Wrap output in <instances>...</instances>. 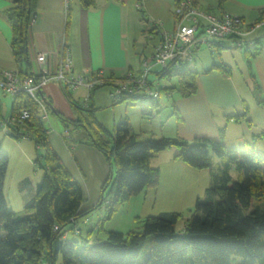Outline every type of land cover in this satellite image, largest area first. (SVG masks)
<instances>
[{
  "label": "trees",
  "instance_id": "1",
  "mask_svg": "<svg viewBox=\"0 0 264 264\" xmlns=\"http://www.w3.org/2000/svg\"><path fill=\"white\" fill-rule=\"evenodd\" d=\"M180 1L172 0L174 23L175 8ZM79 2L83 8L94 4V0ZM34 4L35 0H10V6L3 11L11 29L10 48L15 70L21 77L33 73L27 44ZM263 17L264 9L253 22ZM220 43L221 40L216 41L213 46L218 55ZM258 46L259 39L254 38L252 45L241 49L249 69ZM209 69L230 72V67L222 61ZM172 75L176 77V84L159 88V97L174 92L180 97L195 93L198 71L191 69L189 63H183L173 74L161 71L157 77ZM108 76L116 78L111 73ZM251 83L254 96L260 102L259 86L255 80ZM96 88L89 92L88 100ZM1 96L0 118L4 117ZM159 97L134 95L123 102L138 99L141 116L151 119L159 106ZM45 102L48 111L49 103ZM87 103L73 104V119L63 118L52 110L66 133L83 129L89 144L103 154L108 165L97 202L81 209V187L49 145L37 104L25 93L11 99L9 115L18 117L24 109L28 117L18 125L20 131L12 128L9 136L30 137L42 149L35 162L41 166L43 161L45 170L35 185V193L24 202L22 213H15L7 208L3 194L8 157L0 150V264H55L59 256L61 264H264V156L252 145L227 149L221 138L222 128L217 140L198 137L191 142L178 136L155 139L144 132L135 133L126 119L107 130L95 117V107ZM171 115L179 119L174 107ZM246 115L247 106L232 117L247 119ZM168 148H176L175 157L189 166L209 169L211 176L210 184L196 199L190 214L182 219L181 228L177 229L181 220L179 212L163 211L136 217V227L125 232L108 230L105 238L92 237L94 230L105 231V221L131 196L157 185L159 171L150 165V158ZM210 152L220 160L215 165ZM102 206V216L82 235L75 223ZM67 231L74 236L69 237Z\"/></svg>",
  "mask_w": 264,
  "mask_h": 264
},
{
  "label": "crops",
  "instance_id": "2",
  "mask_svg": "<svg viewBox=\"0 0 264 264\" xmlns=\"http://www.w3.org/2000/svg\"><path fill=\"white\" fill-rule=\"evenodd\" d=\"M76 1L77 6L74 9L70 1L67 18L62 11V0H35V11L28 29L27 44L33 72L37 69L35 54L46 52L48 67L53 68L62 56L64 45L68 48L74 72L100 70L104 75L111 73L114 77L120 78L126 71H138L141 59L152 52L153 46L158 41V30H171L174 27L172 0H143L140 7L136 6L137 0H94V4L87 8H83L79 0ZM193 2L204 10L235 14L243 17L247 22L256 20L259 12L264 9V0H193ZM9 6L10 0H0V71L15 69L10 48L11 29L3 13ZM155 25L158 27L154 30ZM139 36H143L145 41H151L149 53L145 52V46L138 45ZM258 47L257 54L251 58L250 69L247 68L244 57L243 59L251 81L255 80L260 89L258 96L260 102L256 99V106L263 113L261 122L255 121L250 116V106L241 97L236 86L238 81L233 80L232 77L231 66L227 64L230 72L225 73L217 69H209L210 65L198 72L194 94L187 97H180L175 92L166 95L173 98L172 107L178 112L179 119L174 117L171 133L161 136H178L189 142L198 137L217 140L220 138L219 129L222 128L221 138L225 147L226 143L230 142L239 146L243 140L245 146L252 145L260 155L264 156V39H259ZM100 87L92 92L91 100L89 99L87 104L94 106L98 102L97 89ZM41 94L49 103V111L53 115L55 114L52 110H55L63 118L73 119L75 113L73 104L85 105L84 100L88 91L84 87L65 89L64 94L69 105L53 84L44 85ZM1 95L3 93L0 91ZM245 106H247V119H233L232 116L241 113ZM215 109H219L216 115ZM259 109L257 111H260ZM55 116L59 119L57 115ZM244 123L246 131L236 133V129L244 130L242 127ZM230 128L233 129L229 130ZM132 131L146 133L144 130L132 129ZM46 136L65 169L81 187L83 196L81 209L90 207V205L84 206L85 201H88L91 194L93 202H97L100 188L108 174V165L103 154L89 144L87 133L81 128L60 134L46 130ZM249 136L252 143L247 140ZM234 146L232 145V148ZM176 153V148H168L150 158V165L159 171L158 183L155 187H148L131 196L124 203H127V207L136 206L135 211L128 216L126 227L130 226L136 217L143 216L141 210L143 205L146 202L149 206L153 204L158 193L166 198L167 195H174L177 191L178 194L188 196V199L189 197L197 199L210 184L209 169L191 167L177 159ZM211 159L214 165L220 161L218 158L214 160L211 157ZM25 180L29 182L28 179ZM190 180L192 188L188 191L185 184ZM33 191L34 185L30 181L29 193L21 197L22 205L31 198ZM5 202L7 208L12 210L6 199Z\"/></svg>",
  "mask_w": 264,
  "mask_h": 264
},
{
  "label": "rangeland",
  "instance_id": "3",
  "mask_svg": "<svg viewBox=\"0 0 264 264\" xmlns=\"http://www.w3.org/2000/svg\"><path fill=\"white\" fill-rule=\"evenodd\" d=\"M71 6L72 9H74L77 6V1L71 0ZM260 33L261 31L257 32V34ZM138 40V45L145 46V52L149 53L151 50V41H145V38L143 36H139ZM220 44L222 47H220L219 49V55L213 47L207 48L205 45L200 46V48L193 54L192 61L189 63L190 68L201 72L202 69H206L212 64H218L221 61L230 65L232 68L233 80L239 82H236V86L240 91L241 97L250 106V116L255 121L261 122L263 113L261 109L256 106V97L252 92L253 90L251 79L245 67V62L241 50L235 47L229 40H223ZM46 84H53L55 87H57V89L63 96V99L68 104L69 101L64 94L65 89L62 84H60L57 80H51ZM175 84L176 77L174 75H172L170 78H162L155 82L156 86ZM97 90V93H99V100L94 104V107L96 109L95 117L106 127L107 130H111L114 124L126 118L128 119L134 131L144 130L146 131L147 136L150 135L155 139L159 138V136L161 135H168L167 133H171L174 125V116L171 115L173 106V98L171 96L167 97L165 95H161L157 100L159 106L154 112L153 118L148 119L141 116L138 99L131 100V102L129 103H125L122 101L112 104L111 100L108 97L107 86H102ZM2 101L6 106V115H9L11 111V97L4 95L2 96ZM258 109L260 111H257ZM218 111L219 109H215V115L218 113ZM42 122L44 128L48 131L50 130L57 134L65 131L62 122L49 110L47 111V118L42 119ZM242 127L244 128V130H241V128L240 130L235 128L237 130L236 133L246 131L245 123L242 125ZM231 129L233 128H230L229 130ZM21 131L24 132L23 130ZM247 140L252 143L251 136H249ZM232 145H235L234 148H232ZM226 147L228 149H243L245 147V144L242 140L239 146L238 144H231L230 142L226 143ZM0 150L8 157L3 180V193L5 199L8 203L9 208L12 209L11 211L15 213H22L23 205L21 204V197H23L25 193H29V182L31 181V183L34 185V194L35 185L40 182L44 174V162L41 161V166L37 165L35 162V158L42 153V149L36 147L34 141L30 137L25 136L16 139L5 134L0 126ZM210 156L213 157L214 160L217 158L212 152H210ZM231 173L235 175L233 170L231 171ZM25 179H28L29 182ZM185 185L187 186L188 191H190L192 188L191 180L188 181ZM202 193H200V196L202 195ZM170 195H167V197L165 198L161 193H158L156 200H154L153 204H150V206L145 201L146 203L141 209L144 214L141 217H146L147 215H156L159 212L163 211L179 212L181 215V220H179L177 223V229H180L182 226V219L190 214L194 207L196 198L189 197L188 199V196H185V194L183 196L182 193L178 194L177 191L174 193V195ZM176 196H178L179 198H177ZM89 197L90 198H88V201H85L84 206H91L96 203V201L93 202V196L91 198V194L89 195ZM127 206V203L121 205L118 208V211H116L110 219L105 221V226H103V229L105 231L94 230V232L92 233V237L98 236L101 238H105V232L108 230L126 231L127 229L135 228L136 220L131 222L130 226H125L128 216L131 215V213H133L136 209V206L134 205H129V207ZM103 207L104 206H102L98 210L91 211L86 218L79 219L75 223L82 235H85V232L87 230L95 226L96 220L103 214ZM67 232L69 237L74 236L70 231ZM236 262H238V259ZM55 264H61L60 256L57 258Z\"/></svg>",
  "mask_w": 264,
  "mask_h": 264
},
{
  "label": "built area",
  "instance_id": "4",
  "mask_svg": "<svg viewBox=\"0 0 264 264\" xmlns=\"http://www.w3.org/2000/svg\"><path fill=\"white\" fill-rule=\"evenodd\" d=\"M71 0H62V11L66 16ZM143 0H137L140 7ZM176 21L171 30L157 31L158 41L152 52L141 59L136 72L126 71L120 78L104 75L102 71L74 72L68 48L63 45L62 56L55 67L49 68L48 54H35L36 71L21 77L15 69L0 71V91L11 99L20 93L27 94L36 104L41 119L47 118V105L41 94V88L51 80H57L67 90L84 87L89 92L99 86L108 87L111 102H122L128 96L144 95L159 97V88L155 82L160 80L157 74L161 71L173 74L183 63H190L193 54L200 46L212 48L219 40H229L235 47L242 49L244 45H252L253 39H264V17L255 22H247L243 17L226 12L214 13L193 4V0H181L175 8ZM33 19V18H32ZM31 19V21H32ZM30 21V22H31ZM158 25H155V30ZM151 31V28H149ZM261 31L260 34L257 32ZM149 32V31H148ZM150 33V32H149ZM150 36V35H149ZM158 68V70H157ZM28 117L27 110H21L18 117L4 115L0 118L2 131L9 133ZM13 128V129H12ZM20 137L27 135L20 134Z\"/></svg>",
  "mask_w": 264,
  "mask_h": 264
},
{
  "label": "water",
  "instance_id": "5",
  "mask_svg": "<svg viewBox=\"0 0 264 264\" xmlns=\"http://www.w3.org/2000/svg\"><path fill=\"white\" fill-rule=\"evenodd\" d=\"M43 99L45 100V98L43 97ZM6 113V106L5 104L2 102L1 104V116H4Z\"/></svg>",
  "mask_w": 264,
  "mask_h": 264
},
{
  "label": "clouds",
  "instance_id": "6",
  "mask_svg": "<svg viewBox=\"0 0 264 264\" xmlns=\"http://www.w3.org/2000/svg\"><path fill=\"white\" fill-rule=\"evenodd\" d=\"M5 115H6V113H5Z\"/></svg>",
  "mask_w": 264,
  "mask_h": 264
}]
</instances>
